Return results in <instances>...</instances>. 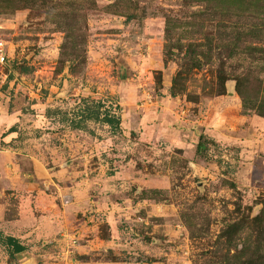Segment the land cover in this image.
<instances>
[{
	"label": "rangeland",
	"instance_id": "rangeland-1",
	"mask_svg": "<svg viewBox=\"0 0 264 264\" xmlns=\"http://www.w3.org/2000/svg\"><path fill=\"white\" fill-rule=\"evenodd\" d=\"M0 17V264H264V0ZM100 100L120 131L74 129Z\"/></svg>",
	"mask_w": 264,
	"mask_h": 264
},
{
	"label": "trees",
	"instance_id": "trees-1",
	"mask_svg": "<svg viewBox=\"0 0 264 264\" xmlns=\"http://www.w3.org/2000/svg\"><path fill=\"white\" fill-rule=\"evenodd\" d=\"M70 120L74 129L88 130V124L95 122L109 126L113 134L120 131L122 124L121 115L104 100L81 102Z\"/></svg>",
	"mask_w": 264,
	"mask_h": 264
},
{
	"label": "built area",
	"instance_id": "built-area-1",
	"mask_svg": "<svg viewBox=\"0 0 264 264\" xmlns=\"http://www.w3.org/2000/svg\"><path fill=\"white\" fill-rule=\"evenodd\" d=\"M3 20L0 17V27L2 26ZM9 48H8V42L0 35V93H1V87L6 84V81L8 79L9 73L8 66H9ZM1 97V96H0ZM66 239L70 240V242L75 243V239L72 236H65Z\"/></svg>",
	"mask_w": 264,
	"mask_h": 264
}]
</instances>
